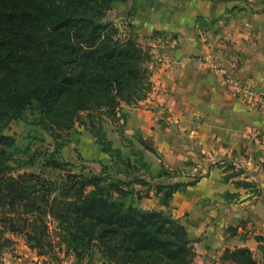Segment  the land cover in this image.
Wrapping results in <instances>:
<instances>
[{"label": "trees", "instance_id": "obj_1", "mask_svg": "<svg viewBox=\"0 0 264 264\" xmlns=\"http://www.w3.org/2000/svg\"><path fill=\"white\" fill-rule=\"evenodd\" d=\"M116 1L126 0H0V233L24 235L38 256L58 261L59 253L72 255V264H94L96 255L106 264H193L196 249L186 226L163 210L137 204L142 195L134 185L148 187L146 180L111 175L104 163L99 174L72 172L59 159L66 145L60 134L78 123L102 153L123 161L102 130V116L114 117L122 104H138L152 89L150 47L103 21ZM28 110L54 140L45 164L64 171L59 178L12 174L15 140L3 127ZM166 176H172L167 169L157 173ZM193 183H157L154 194L166 207ZM235 184L262 195L253 182ZM0 238V249L11 242ZM258 248L264 262V245ZM263 262L239 246L224 249L214 264Z\"/></svg>", "mask_w": 264, "mask_h": 264}, {"label": "crops", "instance_id": "obj_2", "mask_svg": "<svg viewBox=\"0 0 264 264\" xmlns=\"http://www.w3.org/2000/svg\"><path fill=\"white\" fill-rule=\"evenodd\" d=\"M162 21L151 30L172 33L173 38L154 51L150 62L153 88L140 102L146 106L122 107L126 118L121 120L124 128L119 134L131 137L139 132L143 138L151 137L159 152L158 163L165 168L180 169L189 163L202 168L193 185L173 194L177 215L189 209L176 204L186 196L190 203L184 206L203 202L199 209L210 215L214 211L243 210L241 206L250 202L248 197L241 196L238 206L226 202L224 193H254L248 192L249 188H235L239 177L224 182L221 168L213 164L235 154L230 161L236 167L251 169L241 180L257 183L256 188L264 195L263 187H259L264 185V143L253 135L264 133V105L259 107L227 90L221 78L226 71L264 91V0H199L188 12ZM159 105L171 114L163 127L157 125ZM157 164L153 167L159 169ZM233 216L237 215L233 213L228 219ZM223 218L218 223L222 224L223 237L195 246L193 264H214L226 248L249 245L254 250L255 244L258 248L255 234V244H249L242 234L237 247L231 245L233 236L226 231L231 225L224 226ZM30 260L28 264H44L35 254Z\"/></svg>", "mask_w": 264, "mask_h": 264}, {"label": "rangeland", "instance_id": "obj_3", "mask_svg": "<svg viewBox=\"0 0 264 264\" xmlns=\"http://www.w3.org/2000/svg\"><path fill=\"white\" fill-rule=\"evenodd\" d=\"M197 1L199 0L116 1L112 4L111 10L106 13L103 21H109L113 23L117 28H119L122 35L129 33L131 35L137 36L136 39L140 44L150 47L152 56L154 57V51L158 50L159 47H163L166 43L171 42L173 35H171L172 33H165L163 30L162 31L164 33L161 31H152V25L161 24L164 18L173 17L174 19L179 13L188 12L190 6L196 4ZM175 7L181 10H177ZM203 28L204 26H202V29ZM223 73L224 74L222 75L221 79H223V84L227 90L233 91L235 94L237 93L243 97V99L253 102L259 107L263 105V103L259 101V96L256 97V95L250 94V91L257 92L259 94L262 92L261 90H256V88L248 85L244 79L236 75L230 74L226 71ZM227 77L238 78L241 81V84L249 86L252 88V90L237 91L236 89L234 90L228 87L225 83ZM151 91L152 89L148 93V96ZM140 102L135 105L122 104L117 109L116 115L114 117H107L106 115L102 116V130L105 131L106 138L112 141L113 147L121 149L123 153V161L118 159L111 160L108 155L102 153L100 151L99 145L96 143L95 136L90 133L88 129L78 123H76L74 128L69 132H63L60 134L61 136L59 141H65L66 145L61 148L59 159L61 161L63 160L69 162L70 165L67 169L71 170L72 172L99 174L101 171V166L104 163L109 166L108 171L111 175L125 179L142 178L146 180L148 187L139 184L134 185L135 189L138 190L142 195L137 201V204L143 209L163 210L166 214L169 213L174 218L180 220V222L186 226L187 230L189 231L188 233L193 236L192 237L189 234V236L194 239V247L197 245L203 246V244H206L210 238L212 239L214 237L215 240L216 238L224 235L223 227H221L222 224H218L220 223L219 219H222V217H224L223 219L226 222L224 226L228 227L231 225L226 231L230 232V228L235 230L233 232L234 234H232L233 238L229 240L231 245L237 247L236 245L239 244L240 239H242V234L243 236L246 235V240L249 242V244L251 242L255 244L252 238L255 234V241L258 243V245L260 244L263 246L264 240L257 241L256 238L260 237L264 239V195L248 196L244 193L236 194L228 192L233 196L227 198L224 197L226 202H231L238 205L240 203L241 196L246 198L248 197L250 202L247 205H238L245 207L243 210L214 211L213 215H210V212H201V209L199 208L202 207L203 202L200 201L194 202L192 206H184L190 203V200L187 199V196L182 197L181 200L176 202L178 207L181 209H183V207L189 208L184 213H179V215L175 213L174 210H176V208L174 207L176 206L172 204V200L168 206L160 208L161 206L159 204V200L154 194L153 186L155 184L162 183L166 185L168 183L175 182H193L200 177L202 168L197 167L196 165L194 166L192 163H189V165H186V167L180 169L165 168L161 163H158L159 152L155 149L154 142L151 137L147 136L146 138H143L144 136L142 135V137L139 132L135 133V135H132L131 137H124L123 135L119 134V130L121 129L123 131L124 128L121 120L126 118V114L122 111V107L146 106V104L140 105ZM156 110L160 111L158 112L157 116V125L163 127L165 124H167L166 119L168 116H171V114L168 111V108L165 106L162 107L159 105ZM36 117L38 118L37 113L28 110L25 112L24 118L8 122L3 127V133L12 136L15 140V147L10 150L11 159L9 164L12 167V174L16 175L23 172H33L50 179L59 178L65 172L59 169L51 168L45 164L48 159V154L54 150V140L50 136L49 132L42 128ZM263 134L264 133H253L256 138H259L264 143V139L262 138ZM142 139L146 142V144L152 145L153 148L151 150L145 149L141 143ZM234 155L235 154H232L230 158L222 159L221 161L215 162L213 164L217 165L218 168H221L224 182H228L230 179H235L238 177V179L241 180L243 179L242 175L245 174V172H250L251 170L244 169V167L241 165L236 167L235 164L232 163L233 161H230L231 159H235L233 157ZM144 163L150 166L149 170L145 168ZM153 164L154 166H156L155 164L158 166L160 165V168L156 169V167H153ZM162 168L170 171L172 176L158 178L157 173ZM245 176L246 175H244V177ZM234 186L235 188H243L242 186L237 187L235 182ZM255 186L257 187V183H255ZM259 187H263L264 189V185H261V183L259 184ZM252 190V188H249L248 192L253 193ZM252 196L255 198H252ZM233 213H235L237 216L235 218L233 216L231 220L228 219ZM49 227L51 232H53L55 225L52 221L49 222ZM216 229L218 232H216ZM239 229L241 230L239 231ZM193 231L196 232L198 236H195ZM199 231H202L200 235ZM238 231L240 232L239 234ZM0 234L2 235L0 237H5L11 240L9 245L2 246L0 249V264H28L31 261V257L34 254L37 255L34 250H31L27 246L24 235L12 234L9 232H1ZM0 243H2V238H0ZM255 245H252L254 248L252 251L254 252L256 259L260 262H263V252ZM245 246L250 247L249 245ZM59 257L60 260L58 261L53 260L49 257V255L39 256V259L44 264H72L74 261L72 255L64 257L63 253H59ZM94 264L106 263L99 259V255H96Z\"/></svg>", "mask_w": 264, "mask_h": 264}, {"label": "built area", "instance_id": "obj_4", "mask_svg": "<svg viewBox=\"0 0 264 264\" xmlns=\"http://www.w3.org/2000/svg\"><path fill=\"white\" fill-rule=\"evenodd\" d=\"M226 85L232 89H236L237 91L240 90H244V91H249L252 90V88H250L249 86H245L243 84H241V81L238 78H230L227 77L226 81H225ZM251 95H256V97L259 96V101L263 103L264 105V91L260 92L259 94L257 92H252L250 91ZM262 138L264 139V134L262 136Z\"/></svg>", "mask_w": 264, "mask_h": 264}]
</instances>
